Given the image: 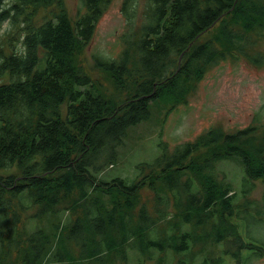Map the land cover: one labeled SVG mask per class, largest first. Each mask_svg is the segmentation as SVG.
<instances>
[{
	"label": "trees",
	"instance_id": "16d2710c",
	"mask_svg": "<svg viewBox=\"0 0 264 264\" xmlns=\"http://www.w3.org/2000/svg\"><path fill=\"white\" fill-rule=\"evenodd\" d=\"M128 1L132 2L124 1L123 12L132 24L135 11ZM6 2L0 0V30L9 23L19 31L8 39L11 52L0 50V171L17 166L20 176L0 174L1 212H5L7 194L28 203L25 210L35 207L38 217L79 215L66 231L67 224L59 221L49 232L31 235V253L25 254L24 262L37 264L52 256L57 264H66L74 257L71 252L79 250L82 255L71 262L95 259L109 264L110 253L125 260L127 242L135 240L141 253L171 248L183 257L187 249L195 248L194 242L211 241L205 233L197 239L180 227H172L162 241L150 239L152 218L146 206L140 205L147 176L136 181H104L101 175L117 158L128 129L149 118L152 103L168 98L171 108H177L194 90L195 76H202L222 58L245 54L253 44L251 33L259 31L257 36L264 37L263 0H149L145 22L135 41L125 40L122 58L94 57L95 67L116 88L132 80L126 100L119 102L103 94V84L94 82L79 62L113 0H82L84 11L74 20L64 0H15L5 7ZM50 7L55 9L50 18L35 23L39 9ZM220 24L223 27L212 40L196 44ZM232 25H242L243 31ZM220 42L230 50L218 49L215 43ZM18 43L20 52L15 50ZM258 58L253 62L262 61ZM254 131L225 134L212 129L196 142L179 147L170 158L163 154L151 167L138 166L139 175L147 169L158 174L155 170L162 168L150 185L162 181L169 188L175 186L183 225L205 230L204 225L210 223L216 241L239 240L237 226L248 223L251 232L249 221L255 218L247 204L236 210L232 188L223 187L208 173L217 161L239 158L245 185L264 181V136L258 140ZM196 183L202 190H196ZM245 234L249 245L241 246L246 249L242 254L233 246L226 247L224 253L231 252L232 264L264 259V244L260 243L264 241ZM180 259L179 264H186ZM225 259L220 255L198 264H228Z\"/></svg>",
	"mask_w": 264,
	"mask_h": 264
},
{
	"label": "rangeland",
	"instance_id": "374dc122",
	"mask_svg": "<svg viewBox=\"0 0 264 264\" xmlns=\"http://www.w3.org/2000/svg\"><path fill=\"white\" fill-rule=\"evenodd\" d=\"M14 1L7 0L4 6L8 7ZM124 1L126 0H113L107 13L97 23L91 43L79 57L85 73L94 82H101L100 84H103L101 92L111 96L116 102L126 100L133 88L132 80L125 81L123 88H116L110 78L95 67L94 57L108 61L120 60L126 50L125 40L135 41L138 28L145 22L150 4L149 0H131L135 15L130 24L123 12ZM64 2L72 20L77 17L80 10L84 11L82 0H64ZM132 2L128 1V5H132ZM54 10V7L39 9L34 22L41 23L49 19ZM232 26L238 31H243L242 25ZM222 27L223 24L215 26L203 34L196 44L212 40L215 35L219 34ZM13 28L15 27L5 23L0 30V50L6 54L11 52L8 41L10 35L16 36L19 31V28L12 31ZM258 33L259 31L251 33L249 40L253 44L246 48L245 54L240 52L236 55V59L222 58L218 63L208 67L202 76H195L198 81L194 85V90L189 93L187 101L178 104L177 108H171L172 103L168 98L152 103L149 118L128 129L123 143L117 148V158L112 164L104 167L101 175L104 181H111L115 178L136 181L137 179L143 180V177L147 176L144 178L147 180L146 186L140 191V205L146 206L152 218L153 227L148 233L150 239L162 241L170 234L172 227H180L183 232H189L192 236L198 237L197 239L203 237L205 233L206 238L212 240L206 244L194 242L192 247L195 248L187 249L183 257L178 256L171 248L162 253L154 251L153 248L148 251L150 255L145 251L141 253L137 250V240L130 241L127 242L129 244L125 249L127 258L124 260L117 253H110L113 255L110 257L109 264H179L182 260L180 258H183L186 264H198L204 259L211 260L220 255L226 256L228 264H232L234 261L229 255L231 252L224 253L227 245L231 248L233 246L236 251L240 252L239 254H242L246 249H241V246L248 247L249 245L245 233L264 241V181L258 180L245 185V173L239 158L217 161L208 173L223 187H226V184L232 188H230V195L237 196L234 200L236 210L247 204L248 212L255 218L249 221L251 232L247 231L248 223L245 226L240 224L237 226L239 230L235 235L239 240L227 238L226 244L216 241L210 223L204 225L205 230L182 224V211L179 201L175 198L177 194L175 186L169 188L162 181L150 185L154 176L162 173V168L155 170L158 174L147 169L141 175L137 169L143 164L153 166L163 154H168L170 158L179 147L196 142L212 129L220 130L225 134H233L252 128L258 140L264 136V37L257 36ZM219 37L222 39L223 32ZM215 46L218 49L230 50V46L223 42L215 43ZM15 50L20 52L22 45L18 43ZM232 51L234 52V49ZM259 56L262 57V61L258 64L254 63L253 60ZM204 151V149L201 150V153ZM0 174L7 177L12 174L20 176V171L15 166L12 169L0 171ZM195 188L197 191L202 190L197 183ZM160 196L163 197L162 200L159 199ZM4 197L5 212H1L0 208V264H27L24 262V256L26 253H31V245L28 242L31 235L39 231L47 233L59 221L67 224L65 225L66 231L79 217L74 212L70 214L47 213L44 217H38L35 215V207L25 210L23 206L29 205L28 203L11 199L7 194ZM74 197H77V194ZM255 221L258 223H254ZM176 235L179 236L178 233ZM260 243L264 244V242ZM74 246L79 248L76 244ZM79 253V250L78 253L71 252L74 257H71L66 264H78V262L71 261L74 258L79 259L82 255ZM37 264H57V262L50 256L49 259H42ZM84 264L100 263L95 259H90L84 261ZM247 264H264V259L252 258Z\"/></svg>",
	"mask_w": 264,
	"mask_h": 264
}]
</instances>
